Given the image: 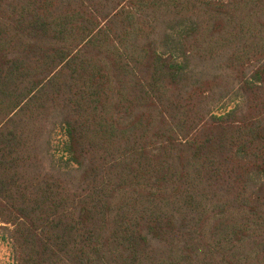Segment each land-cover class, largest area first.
Returning <instances> with one entry per match:
<instances>
[{
	"label": "trees",
	"instance_id": "trees-1",
	"mask_svg": "<svg viewBox=\"0 0 264 264\" xmlns=\"http://www.w3.org/2000/svg\"><path fill=\"white\" fill-rule=\"evenodd\" d=\"M0 264H264V0H0Z\"/></svg>",
	"mask_w": 264,
	"mask_h": 264
}]
</instances>
